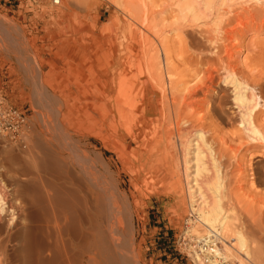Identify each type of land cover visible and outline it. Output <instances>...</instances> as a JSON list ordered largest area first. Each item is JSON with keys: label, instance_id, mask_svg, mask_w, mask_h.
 <instances>
[{"label": "bare ground", "instance_id": "bare-ground-1", "mask_svg": "<svg viewBox=\"0 0 264 264\" xmlns=\"http://www.w3.org/2000/svg\"><path fill=\"white\" fill-rule=\"evenodd\" d=\"M69 1L75 2L76 0ZM129 1L128 3L124 1V3L130 6ZM227 1L229 0H179L177 11H173L178 12L177 16H180L182 21L184 20L181 26L185 27V21H188L187 17H193L195 20L205 17L211 20L213 17H210L217 9L216 5L220 3L219 5L223 6ZM58 2V0H54V4H58ZM143 6L140 7L139 13L131 11L138 14L136 17L139 16V21L135 19L136 17L134 20L140 22L139 30L141 31H138L140 34L137 33L140 38L137 35L139 39L134 42V45H137L136 63L134 64L137 73L124 75L123 71L112 72L108 70V67L94 71L91 76L94 87L92 86L85 104L83 103L84 106L79 109L89 118L91 139L95 144L83 142L78 140L79 138L74 140V134L71 135L68 132L57 136L55 134L51 136L50 132V135L46 132L49 136L45 133V136L37 135L34 136V139L29 137L31 138L28 141L30 143L27 142L28 145H23L25 149L19 148L18 152L9 150L0 154V264H139L134 228V217L137 213L136 204L128 195L130 193L123 189L121 180V172L129 166L130 161L127 154L131 145L135 140H140L142 152L146 155L152 151V147L160 137L167 140V142L165 141L166 145H170V131H173L172 128L171 130L167 129L169 123L166 119L170 116L171 109L175 117L179 119H175L176 132L182 129L179 128V124L182 123V126L188 124L190 119L199 113L195 112L202 111L203 105H207L211 115L216 119L226 120L227 109H224L226 106L223 105V100L217 92L200 96L202 102L199 104V101L196 100L197 93L205 89L199 87L200 89L194 92L189 90L187 93H180L182 95L175 94V91L171 89L176 86L172 84V76H175V73H171L175 70L172 68L171 71V66L170 69L168 68L170 53L166 48L168 46H165V36L162 37L163 29L166 27L163 26V29L159 27L158 21L160 20H156L162 12L149 11ZM129 9L131 10V7ZM156 12L159 13L157 18ZM134 13L131 15L135 16ZM244 18L243 16L242 19L244 20ZM238 20H241L240 16L228 18L227 24L224 26L221 25V21L219 25L216 24L215 27H217L211 30L215 36L213 37L211 34L212 37L208 38V47L206 44L205 49L203 45L201 46L199 42L188 38L189 35L186 34L189 41L186 42L188 46L185 45L184 48L189 47L188 49L192 51V53L189 51L190 54H188L190 61L202 63L209 59V54L214 53L215 56L219 54L218 46L223 43V40L231 43L241 35V29L247 22H237ZM251 20L253 19L251 18ZM233 21L237 23L232 25ZM253 21L255 22V20ZM181 29L186 31L185 28ZM218 39H222V43L219 42L220 45L216 43ZM109 44H111L110 39ZM132 50H134V46H132ZM121 53L122 51L119 50L117 55L111 58V65H118V56ZM180 54L182 53L180 52ZM185 57L188 58L186 55ZM183 59L180 60L183 62ZM125 62L128 61L125 60ZM226 67L224 66V69ZM228 73L225 77H231L229 83L232 86L231 92H234L233 105L238 109V113H236L237 125L242 126V130L245 131L249 139L264 142V128H259L254 124L257 113H264V96H262L264 94L261 95L264 93V78L261 81L255 80V77L252 78L254 79L252 81L251 77L249 80L243 78L240 80L232 72ZM253 75L255 74L253 73ZM212 77H214L212 74L208 76L210 80ZM125 79H132L138 83L134 93L132 91L126 93V90L123 89ZM210 83L213 82L210 81ZM166 87H168L169 94H167L170 95V98L168 95L165 96ZM206 87L209 89L211 85L208 84ZM197 88L195 87V89ZM185 89L187 88L182 90L185 91ZM157 92L163 97L161 98L163 102L159 106L158 118L148 119L147 115L150 112L154 113L156 102L154 103L153 97ZM203 93H206V90ZM42 94L45 98L47 97L40 91V95L38 93L35 95L36 100L42 98ZM148 95L151 97H147ZM57 97L63 101L61 95ZM64 105H62L61 111L64 110L66 106ZM201 106L202 109H200ZM44 107L49 111V114L56 116L55 120L58 125L65 126L68 123L69 117L64 116L65 113L69 114L68 109L65 108V113L58 109L60 114H54L52 105L46 103ZM182 108H191L195 114L187 116L189 115L188 111L185 115L187 117L181 118ZM186 110L181 113L185 114ZM7 115L11 119L17 117L12 110H9ZM164 116L165 119H163ZM188 117H191L189 121ZM195 118L197 119V116ZM63 131L65 130L63 129ZM188 131L189 135L185 141H183V137H180L182 135L180 132L178 134L180 136L175 135V137L178 136L179 139H182L178 146L181 148L179 161L185 179L182 180L185 182L187 203L194 216L195 224L202 227L204 231L203 236H198L199 241L203 242L202 246L191 252L192 260L195 264H246L247 261L253 263L251 257L255 254L256 257H253L256 259L254 260L259 262L258 264H264V253H262L264 252V238L257 235L258 231L262 230L260 227L264 226L262 225L264 223L258 222L259 225H262L260 227H255L258 226L256 222L254 227H251L248 221L240 223L242 219L237 214L238 209L236 211L233 205H230L233 194L224 168L225 165L223 166V163H220L216 156L212 155L213 153L209 150L210 145L208 144V147L204 142L205 137L202 130L191 129ZM82 134L86 137L84 132ZM97 144L100 146L97 147ZM166 145L165 148L168 146ZM89 147L91 151L88 156L87 151L84 150ZM106 150L113 152L117 160L106 158L104 153ZM177 166L179 165L177 164ZM170 174L174 176V172ZM250 175L252 177L250 184L264 191V166L256 168L254 174ZM177 181L179 180L177 179ZM251 228L254 229L255 235L249 238L247 233L251 232Z\"/></svg>", "mask_w": 264, "mask_h": 264}, {"label": "rangeland", "instance_id": "rangeland-1", "mask_svg": "<svg viewBox=\"0 0 264 264\" xmlns=\"http://www.w3.org/2000/svg\"><path fill=\"white\" fill-rule=\"evenodd\" d=\"M58 1V4H54V0H0V154L9 150L18 152L24 144L26 146L30 143L28 141L32 137L34 139V136L37 135L45 136L46 132H50L51 136L54 134L55 136L64 135V132H68L71 135L74 134V140L79 138L78 140L83 142L95 144L91 139L89 118L79 109L84 106L83 103L85 104L89 92L94 87L91 79L94 71L108 67V70L112 72L123 71L124 75L137 73L136 67H134L137 45H134V42L140 38L139 32L141 31L139 30L140 22L138 23L139 16L136 17L138 14L134 12L136 15L132 16L131 11H138L137 13H139L140 7L144 5L143 8H148L149 11L162 12L161 14L157 12L154 14L157 15L156 18L159 14L156 19L157 21L160 20L158 26L162 29L166 27L163 29L165 34L163 33L162 37L165 36V46H168L166 48L171 54L168 58L171 65L169 64L168 68L171 66L169 69L175 70L171 72L175 73V76H172V81L175 80V84L171 82L176 86L172 85L174 88L171 87V89L178 95L187 93L189 90L194 92L200 88L205 89L206 93H203L205 90L197 93L196 100L199 101V104L202 102L200 96L217 92L223 100V105L226 106L223 107L225 110L227 109L225 118L228 120L221 121L213 117L207 105H203V109L202 106L200 107L202 111L195 112H199V115H194L195 113L191 108H186L187 110L182 108L181 112L186 111L185 114L183 113L184 115L180 112L181 118L185 117L188 111L189 115L187 116L193 114L194 117H188V121L191 118L189 125L183 124L182 126V123L179 124V128L182 129L176 132L174 126L176 120L179 119L175 117L171 109L170 116L166 119L169 123L167 129L171 130L172 128L173 131H170V145L167 144V146V140L160 137L152 147V151L147 155L142 152L140 140H135L134 144L131 145L127 154L130 161L129 166L123 170L126 173L121 172V180L123 189L130 193L127 194L136 204L138 213L135 215L136 218L134 217V228L139 264H195L191 252L198 250L203 243L198 239V236L204 234L203 228L195 224L194 216L187 203L186 187L183 181L185 179L179 161L181 156V148L178 147L181 139L178 137L180 136L178 135L179 132L182 134L180 137H183L182 139L185 141L189 135L188 130H202L205 137L204 142L208 147L209 145L212 147H209L212 155L216 156V159L223 163V166L225 165L224 168L233 194L230 205H233L235 210L238 209L237 214L242 219L240 223L248 221L251 227L256 223L258 226L255 227L264 225L262 224L264 223V191L250 184L252 178L250 174H254L256 168L264 166V144H262L264 142L249 139L245 131L242 130V126L237 125L236 113H238V109L233 105L234 92H231L232 86L229 83L231 77H225L230 71L240 80L242 78L249 80L251 77V81L254 79L261 81L264 78V23H262L264 22V0H229L223 6L219 3L216 5L218 11L216 9L210 17H213V20L199 17L200 19L198 18L196 21L190 16L191 18L187 17L188 21H185V27L181 26L184 20L182 21L180 16H177L178 12H174L177 11L179 0ZM124 1L127 3L129 1L130 6ZM123 3L127 5V9L131 7V10H127ZM128 14L129 16H126ZM237 16L241 17L240 21L247 22L241 29L242 33L237 37L238 39L236 38L231 43L224 40L222 43V39H218L216 43L218 45L222 43L220 46L217 45L219 54L216 56L214 53V55L209 54V59L202 61V63L190 61L188 54L192 51L188 49L189 47L184 48L186 42L189 41L186 34L189 35L188 38L199 42L205 49L206 44L208 47V38L215 36L211 32L213 28L217 27L215 25L222 22L221 25L224 26L227 24L228 18ZM243 16L245 17L244 20L242 19ZM134 17L138 21L134 20ZM134 22L139 25L137 24V26ZM237 22L233 21L232 25ZM181 28H185L186 31ZM109 39L111 44H109ZM132 46H134V50H132ZM119 50L122 51V55L118 56V65H111V58L116 56ZM221 52L223 53L221 54ZM184 57L186 60L183 59ZM181 58L184 60L183 62L180 60ZM185 61L186 64H184ZM224 66H227L228 69H224ZM215 69H217L216 72ZM211 74L214 76L212 80L208 78ZM210 81L213 83L211 84ZM200 83L201 85H199ZM208 84L211 85L210 90L206 87ZM194 86L198 88L195 89ZM137 87L138 83L132 79H125L123 89L126 90V93L129 91L134 93ZM167 88H165L166 97L169 94ZM184 88L187 89L183 91ZM177 89L180 90L176 91ZM40 91L45 93L47 97L45 98L42 94V98L36 100L35 95L36 93L40 95ZM60 95L63 101L57 97ZM178 95L176 96L178 97ZM160 96L159 92L155 93L153 101L156 102V107L152 113L154 115L150 112L147 115L148 119L158 118L159 106L163 102V99L161 100L163 97ZM168 96L170 98V95ZM147 97H151V95ZM46 103L52 105L54 114L59 113L58 109L62 113L68 109L69 114H64V116L69 117L65 126L58 125L55 120L56 116L48 113L49 111L44 107ZM63 104L66 106L64 105V110L61 111ZM9 110L17 111L21 117V124L16 131L11 128V118L7 115ZM76 119L77 121H75ZM254 124L259 128H264V113H257ZM260 124L262 125L260 126ZM63 129L65 131L62 132ZM83 132L86 137L82 134ZM175 135H178L177 138ZM99 146L97 144V147ZM84 151H87L86 154L89 156L91 149L89 147ZM104 153L106 158L117 160L113 152L106 150ZM171 172H174V176H171ZM136 186L139 188L138 190ZM131 187L133 188L131 189ZM258 222L262 225H259ZM262 227H260L262 230H259L257 235L264 238V228ZM254 235V229L251 228V232L247 233V236L250 238ZM253 256L256 257V255L251 257L253 263L247 261L246 264L257 263Z\"/></svg>", "mask_w": 264, "mask_h": 264}, {"label": "built area", "instance_id": "built-area-1", "mask_svg": "<svg viewBox=\"0 0 264 264\" xmlns=\"http://www.w3.org/2000/svg\"><path fill=\"white\" fill-rule=\"evenodd\" d=\"M12 112L13 114H16L17 117H14V119H11L10 124H11L12 130L16 131L18 129V126L21 124V117L17 111L12 110Z\"/></svg>", "mask_w": 264, "mask_h": 264}]
</instances>
